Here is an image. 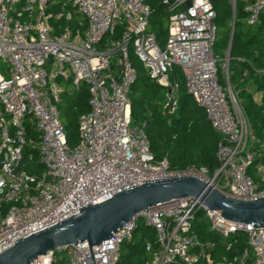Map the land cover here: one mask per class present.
I'll return each instance as SVG.
<instances>
[{"label": "built area", "instance_id": "1", "mask_svg": "<svg viewBox=\"0 0 264 264\" xmlns=\"http://www.w3.org/2000/svg\"><path fill=\"white\" fill-rule=\"evenodd\" d=\"M188 1L190 6L185 5ZM243 1L248 22L255 24L264 0ZM50 3L54 0H0V60L7 73L0 69V253L16 239L143 180L194 175L229 196H264V142L255 138L232 87L228 54L223 64L227 88L220 83L212 0H164L169 9L164 47L150 29L152 9L145 0H65L55 13L48 11ZM73 10L87 21L86 28L68 25L57 32L51 20L66 16L71 21ZM119 25L123 31L115 39ZM131 44L150 77L165 87L168 113L179 108V83L170 79L179 67L187 92L223 135L213 175L205 167L176 169L167 158L156 159L145 122H132L129 92L137 71L130 59ZM69 80L76 89L86 82L91 95V109L79 119L80 139L75 146L68 143L59 110L63 82ZM28 122L35 125L39 139L28 137ZM27 144L39 150L44 167L39 174L29 173L22 163ZM253 166L257 180L250 174ZM201 209L212 229L228 240L227 249L236 232L246 234L248 249L215 263V242L201 241L193 230ZM141 222L157 235V248L146 242L151 254L146 264H245L250 250L254 264H264V226L227 220L193 197L144 209L99 244L64 245L30 264H55L58 255L65 264H120L122 245L132 240Z\"/></svg>", "mask_w": 264, "mask_h": 264}, {"label": "trees", "instance_id": "2", "mask_svg": "<svg viewBox=\"0 0 264 264\" xmlns=\"http://www.w3.org/2000/svg\"><path fill=\"white\" fill-rule=\"evenodd\" d=\"M64 1L54 0L53 4H49L48 11L54 13L61 11ZM145 1L152 9L150 29L156 33L159 45L164 47L168 37V6L164 0ZM232 1L212 0L217 25L214 50L219 55L226 52V57L230 42L232 43L230 81L235 79L236 83L235 85L231 83L232 87L247 114L255 138L262 143L264 142V11L255 24H250L245 2L236 0L234 14ZM79 19L80 14L73 10L71 21L63 16L61 19L54 17L51 22L56 26L57 32H61L68 25L76 27ZM122 31L123 25H119L114 38L119 39ZM105 39H108V36ZM141 63L134 66L137 78L129 92L132 122L134 124L145 122V130L156 159L167 158L172 168L176 169H184L191 165L205 167L209 174L213 175L219 166L217 150L223 135L213 128L204 109L187 92L181 69L176 67L170 74V79L179 83V108L175 113L170 114L165 108V87L151 78ZM0 69L5 75L7 74L6 65L1 60ZM63 85L59 110L68 143L75 146L80 139L79 119L91 109V95L89 85L84 81L80 82L77 89L72 85L71 80L63 82ZM27 135L29 138L39 139V132L32 122L27 123ZM259 143L256 148H259ZM259 160L257 159L255 164ZM22 163L31 174H39L44 170L40 163L38 148L29 144L24 147ZM251 174L255 180L258 179L255 173ZM149 228L151 227L141 222L132 240L122 245L120 264H146L151 259V254L146 250V243L143 244V240L150 234ZM193 230L201 241L215 242V248L212 250L215 263L224 256L233 259L234 256L248 249L247 236L244 232H236L230 240L233 241L232 246L227 249L228 240L225 241L212 229L211 222L203 209L199 210L195 217ZM150 242L154 248H157V235L152 236ZM55 264H65V259L58 255ZM245 264H254L253 251H249Z\"/></svg>", "mask_w": 264, "mask_h": 264}, {"label": "water", "instance_id": "3", "mask_svg": "<svg viewBox=\"0 0 264 264\" xmlns=\"http://www.w3.org/2000/svg\"><path fill=\"white\" fill-rule=\"evenodd\" d=\"M185 5L190 6V1ZM235 8L234 0V14ZM231 55L230 42L229 61ZM187 197L198 198L209 210L217 211L227 220L250 223L254 227L264 226V196L254 199L233 197L201 177L175 175L143 180L142 184L123 189L102 202L86 204L79 208V213L63 221L16 239L12 247L0 253V264H30L52 249L73 243L99 244L117 233L140 211Z\"/></svg>", "mask_w": 264, "mask_h": 264}, {"label": "rangeland", "instance_id": "4", "mask_svg": "<svg viewBox=\"0 0 264 264\" xmlns=\"http://www.w3.org/2000/svg\"><path fill=\"white\" fill-rule=\"evenodd\" d=\"M216 51V50H215ZM216 54H218L217 52H216ZM228 54V53H227ZM219 55V54H218ZM225 55H226V52H223V53H221L220 55H219V64H220V66H219V69H220V73H219V76H220V83L221 84H223V86L225 87V88H227V79H226V76H225V74H224V70H223V64L224 63H226V58L227 57H225ZM130 56H131V61L133 62V64H134V66L136 65V64H138V63H141V60L138 58V56L135 54V51H134V47H133V44H131V46H130ZM142 65H144L143 63H141ZM145 67V66H144ZM50 69V68H49ZM145 69L147 70V68L145 67ZM233 85H235V83H236V81H235V79H233L232 80V82H231ZM64 113H66V112H64ZM250 172L251 173H255L256 174V172H255V167L253 166L252 168H251V170H250ZM250 173V174H251ZM252 175V174H251ZM149 232H150V234H149V236H147V238H145L144 240H143V244H145L148 240H150V238L152 237V236H156V230L153 228V227H151V228H149Z\"/></svg>", "mask_w": 264, "mask_h": 264}, {"label": "crops", "instance_id": "5", "mask_svg": "<svg viewBox=\"0 0 264 264\" xmlns=\"http://www.w3.org/2000/svg\"><path fill=\"white\" fill-rule=\"evenodd\" d=\"M86 26H87V21L85 19H83L82 16L80 15L79 23H78V25H76V27H80L81 30H84L86 28Z\"/></svg>", "mask_w": 264, "mask_h": 264}]
</instances>
